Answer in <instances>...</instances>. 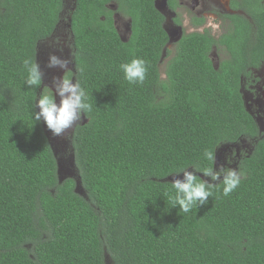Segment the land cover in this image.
Returning a JSON list of instances; mask_svg holds the SVG:
<instances>
[{
  "label": "trees",
  "instance_id": "16d2710c",
  "mask_svg": "<svg viewBox=\"0 0 264 264\" xmlns=\"http://www.w3.org/2000/svg\"><path fill=\"white\" fill-rule=\"evenodd\" d=\"M66 0H0V264H264V133L247 111L242 80L264 63V0H230L215 12L223 33H182L168 46L156 0H72L73 71L91 110L71 146L80 185L60 182L43 127L33 118L43 81L29 87L24 61L52 37ZM115 5V11L110 5ZM171 10L176 0H166ZM129 20L122 40L114 23ZM203 19L191 17L196 29ZM224 58L217 67L212 51ZM146 61L142 84L120 65ZM158 89V91H157ZM255 141L240 186L211 188L205 206L173 207L167 179L195 165L198 180L223 144ZM182 174V173H181Z\"/></svg>",
  "mask_w": 264,
  "mask_h": 264
},
{
  "label": "rangeland",
  "instance_id": "374dc122",
  "mask_svg": "<svg viewBox=\"0 0 264 264\" xmlns=\"http://www.w3.org/2000/svg\"><path fill=\"white\" fill-rule=\"evenodd\" d=\"M229 0H178L179 9L177 14L181 19V26L174 23V13L167 7L166 0H157V6L165 18L164 28L169 35V43L166 47L159 64V71L161 79H165V68L168 61L174 54V46L183 32L189 33L195 31L189 24L190 16H204L206 20V27L215 37L223 33L220 19L213 13L226 9V3ZM72 7V0L65 1L61 22L58 25L55 33L48 40L41 42L37 48L36 62L39 64L43 73V90L51 92L54 79L61 77L70 78L69 75L73 71L72 57H71V35L69 31L68 13ZM111 10L115 11V5H110ZM115 27L122 40L126 41L130 35L129 21L127 18L119 13L114 15ZM203 28H200L201 31ZM56 57L60 61L68 62V70H63L59 66L48 67L49 58ZM211 60L214 67H217L220 61L224 58L222 51L214 49L211 53ZM74 82V81H73ZM158 91V89H157ZM241 93L247 111L254 117L261 134L264 133V63L258 69L250 71V75L242 80ZM59 103V97H57ZM43 122V120H42ZM85 118L68 129L65 135L54 137L51 131L43 122V127L49 139L50 145L54 152L58 176L60 182L65 179L72 178L76 182V191L85 196L84 191L80 185L78 173L74 163V154L71 146L72 133L76 126L83 124ZM255 141L245 138L240 139L234 144H223L217 148L214 168L220 165L231 167L238 170V165L241 159L247 157L252 152ZM191 171V170H189ZM182 177V174H179ZM203 180L208 178L201 176ZM173 176L167 179L171 183ZM218 183V182H217ZM216 183V184H217ZM105 264H113L110 257L105 255Z\"/></svg>",
  "mask_w": 264,
  "mask_h": 264
},
{
  "label": "clouds",
  "instance_id": "9594fccd",
  "mask_svg": "<svg viewBox=\"0 0 264 264\" xmlns=\"http://www.w3.org/2000/svg\"><path fill=\"white\" fill-rule=\"evenodd\" d=\"M28 77L25 81L29 87L41 84L43 73L38 63L30 60L24 61ZM59 66L68 70V62L60 61L56 57H50L48 67ZM124 78L130 84H142L147 76L148 68L146 61L140 58H133L128 63L120 65ZM54 95L42 94L36 101L33 118L46 124L54 137L65 135L67 130L76 125L82 114L91 110V105L85 102V92L78 82L72 79L61 77L54 79L51 86ZM59 97V103H57ZM205 159L214 161L213 152L205 151ZM182 169L175 174L171 186L175 190L173 207L179 206L180 211L190 212L193 207L205 206L208 198L213 195L211 188L217 182L223 184V196H229L241 184L243 172L237 169L220 165L218 168L208 167L202 172L207 180H198L199 169L195 166ZM182 173V177L179 175Z\"/></svg>",
  "mask_w": 264,
  "mask_h": 264
},
{
  "label": "flooded vegetation",
  "instance_id": "af4514ba",
  "mask_svg": "<svg viewBox=\"0 0 264 264\" xmlns=\"http://www.w3.org/2000/svg\"><path fill=\"white\" fill-rule=\"evenodd\" d=\"M177 1V4H178V0H176ZM230 1V0H229ZM229 1L226 3V9H224V10H220V11H214L213 13L217 16V14L215 13V12H219V13H223V12H229V9H228V4H229ZM168 7V6H167ZM169 8V7H168ZM180 7H179V4H178V6L176 7V9L175 10H171L170 9V11L172 12V13H174V23L177 25V26H181V24H182V22H181V19H180V17H179V15L177 14V10L179 9ZM230 13V12H229ZM191 17H196V16H190L189 17V24H190V26L195 30V31H198V32H202L203 30H205V29H208V28H204V26L206 25V20H205V18H204V16H197L196 18H199V19H203L205 22H204V24L203 25H201L200 27H198V28H194L193 26H192V24H191ZM218 17V16H217ZM165 20V19H164ZM129 21V20H128ZM114 23H115V21H114ZM206 27V26H205ZM200 28H203L201 31L199 30ZM193 32V31H192ZM183 33H185V32H183ZM190 33V32H189ZM180 38V37H179ZM263 65V64H262ZM261 65V66H262ZM73 80V79H72ZM74 81V80H73Z\"/></svg>",
  "mask_w": 264,
  "mask_h": 264
},
{
  "label": "water",
  "instance_id": "95a60500",
  "mask_svg": "<svg viewBox=\"0 0 264 264\" xmlns=\"http://www.w3.org/2000/svg\"><path fill=\"white\" fill-rule=\"evenodd\" d=\"M155 6H156V8H157V10H159V8H158V6H157V0H156V2H155ZM159 12H160V10H159ZM162 14V13H161ZM164 28V27H163ZM164 30H165V28H164ZM166 31V30H165ZM167 32V31H166ZM167 35H168V33H167ZM169 36V35H168ZM169 40H170V38H169ZM84 117V116H83Z\"/></svg>",
  "mask_w": 264,
  "mask_h": 264
}]
</instances>
